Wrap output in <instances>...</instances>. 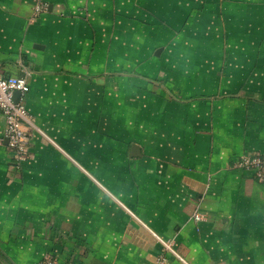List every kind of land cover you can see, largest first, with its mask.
Listing matches in <instances>:
<instances>
[{
    "label": "crops",
    "instance_id": "obj_1",
    "mask_svg": "<svg viewBox=\"0 0 264 264\" xmlns=\"http://www.w3.org/2000/svg\"><path fill=\"white\" fill-rule=\"evenodd\" d=\"M131 1L44 0L35 16L33 0H0V74L30 72V211L47 214L38 221L61 264H153L160 254L168 264H264V182L234 169L247 152L264 154V0H200L196 13L186 12L194 0H144L158 10L147 23ZM161 30L193 36L192 46L236 45L242 66L203 49L217 84L184 106L192 71L159 72L176 80L170 95L153 77L168 44ZM4 127L0 114V137ZM14 158L0 142L2 185ZM2 219L9 234L17 217Z\"/></svg>",
    "mask_w": 264,
    "mask_h": 264
},
{
    "label": "rangeland",
    "instance_id": "obj_2",
    "mask_svg": "<svg viewBox=\"0 0 264 264\" xmlns=\"http://www.w3.org/2000/svg\"><path fill=\"white\" fill-rule=\"evenodd\" d=\"M191 1V0H190ZM146 1L144 0H132L131 3H133L135 5V7H141L142 9L145 10V12L143 13L144 15L140 16V18H138V20L142 23H147L148 22V18L147 15L150 14L151 17L153 18V20L157 19L158 16L157 14L153 11L156 10L158 11L156 8H154L153 10L150 9H146L142 4L145 3ZM185 5H186V12L189 11H193L196 13V10L200 7V0H194V2L191 4L192 6H190V2L189 4L186 3L185 1ZM185 7V6H184ZM136 13H139L138 11H135ZM193 25V21H189L187 22V24L185 23V26H187L189 29L190 27ZM181 28V27H179ZM181 30H176L173 31L174 33V39L172 37L171 34L166 33L164 30H161L159 33L162 36L163 41H166L167 47H166V52L165 53V59L164 61L160 64L158 72L160 71L163 73L166 70H170V72L172 74L175 73V64L176 65H181L184 67L185 70H190L193 73L190 75H187L186 77H184V86H185V94L184 96L180 95V99H183V104L184 106L186 105L185 103H187L188 105H191L192 102L194 100H197L198 98H202L204 93V89L206 87H208L209 89L211 88V84L212 83H216L217 82L213 81L214 76H211L210 71L214 70L217 68V66H212L211 64L207 63L208 61L203 58V55H205V52H202L203 49H205L206 51H210V53L212 52V54L217 55H223L226 53V56H229L231 59L233 60V64L235 67H238L240 64L242 66L241 60H240V56L239 54L236 53V45H232L230 46L229 43H227V48L222 50H219L218 47L212 49V40L209 39H205V42H195L197 44V46H192L194 41L192 39H195L193 36L192 37H182L180 38V32ZM185 33L190 32V31H185ZM158 38L160 39L161 37L158 36ZM167 39V40H164ZM187 38V39H186ZM191 38V39H189ZM215 40V39H213ZM178 41L182 42V43H188V45H191L190 48H188L187 46L180 48L181 50L178 51H173L174 50V46L178 45ZM152 44H154V41L152 42ZM182 50H184L182 52ZM179 51H181L179 53ZM225 51V52H223ZM228 52V53H227ZM174 53V54H172ZM176 53H179V57H183V63L181 64L180 62L176 63L175 61H172V57L171 55H175ZM203 54V55H202ZM201 56V57H200ZM207 57V55H206ZM197 58H200L197 60ZM203 58V59H201ZM150 60H154L152 57H150ZM200 60V61H199ZM220 67V66H219ZM179 68V67H177ZM204 71H205V75H204ZM151 74V73H150ZM108 75V74H107ZM151 75H155V74H151ZM170 76V74H169ZM155 79L157 80H161L162 82L165 83H169L166 87V93L170 95V93L172 92L173 88H172V81L173 84L175 85V79L173 78H161L162 76H160V73L158 75L153 76ZM233 82H235V75H233L232 77ZM188 80H190L191 82L188 84ZM31 86V85H30ZM164 86V85H163ZM171 86V87H170ZM199 88V89H198ZM192 90L194 92H192ZM196 91V93H195ZM30 93V91H29ZM28 93V94H29ZM28 94L25 97V99L28 98ZM25 104H26V100H25ZM32 126V125H31ZM35 129V128H34ZM28 135H29V139L31 140V127L30 129L28 128ZM31 148V145H28V149ZM31 150V149H30ZM30 150H28L29 152L27 153V157L24 161H22L21 163H18L15 158L13 160V162H11V164H13V166L11 165V167H9V171L6 177V184L5 181H3V185L0 183V225L3 226L5 223L3 222L4 219L2 218H9V219H15L17 217V222L13 224L12 230L11 232L8 233H4L2 232V230L0 231L3 234V238L0 237V246L2 247V249H6L7 251H9V255L12 258H15L17 260V264H33L32 260H37L35 264H42L45 259H50L54 264H61L60 258L58 257L59 254L57 252L54 251V244L52 239L54 238H50L48 236V223L47 221H42L39 222L38 218L41 217L42 215L45 216V219L47 214L42 211V213L40 212V214L37 216L35 215V213L33 214L30 211V208H32L30 202H28V199H31L32 197V193H34V190L31 189L30 183L32 180V171H31V158H32V154L30 152ZM256 152V151H255ZM251 153V152H249ZM248 152L246 153V155H250ZM254 153V152H253ZM258 154H262L258 153ZM245 155V154H244ZM12 159V158H11ZM16 161V162H15ZM239 161V160H238ZM238 161L235 163L234 165V169H238L237 168V163ZM12 168V169H11ZM23 169V171L21 170ZM20 172H17L19 171ZM15 180L17 181L16 183L18 184L17 188H14L12 186V183L15 182ZM260 181V180H259ZM71 182H73V180H71ZM260 182H264L260 181ZM27 185V186H26ZM21 188V189H20ZM16 189V190H15ZM21 190L20 193V201L21 203H17V204H13L12 201H15L17 198V192H19ZM256 197H262L261 199L264 198V187L261 186L259 187V189L257 190L256 193ZM23 201H25V203H22ZM14 213H16V216L14 215ZM196 214H200L197 213ZM195 214V215H196ZM194 215V218H195ZM14 217V218H11ZM42 218V217H41ZM23 219V220H21ZM34 235V237H33ZM166 241V240H165ZM58 242V241H57ZM167 242V241H166ZM169 243V242H167ZM163 244V243H162ZM164 249V247H163ZM32 250H36L35 253H32ZM86 250H89L88 248H86ZM5 251V250H4ZM164 254H160L155 262H153V264L157 263L158 258ZM168 262V260H167ZM3 264V263H2Z\"/></svg>",
    "mask_w": 264,
    "mask_h": 264
},
{
    "label": "built area",
    "instance_id": "obj_3",
    "mask_svg": "<svg viewBox=\"0 0 264 264\" xmlns=\"http://www.w3.org/2000/svg\"><path fill=\"white\" fill-rule=\"evenodd\" d=\"M33 14L39 15L45 10L44 0H33ZM30 72L26 71L21 76H3L0 74V114L5 120V127L0 142L7 139L8 148L15 159L24 161L28 153L29 135L26 124L30 123L29 111L25 104V97L30 91ZM20 93L18 102H15V92ZM238 168L254 171L256 178L264 180V154H252L243 156L236 165ZM195 219H201L199 214ZM165 250L172 251L173 254L181 258L171 245L159 238ZM182 259V258H181ZM42 264H54L50 259H45ZM156 264H168L165 255H161Z\"/></svg>",
    "mask_w": 264,
    "mask_h": 264
},
{
    "label": "trees",
    "instance_id": "obj_4",
    "mask_svg": "<svg viewBox=\"0 0 264 264\" xmlns=\"http://www.w3.org/2000/svg\"><path fill=\"white\" fill-rule=\"evenodd\" d=\"M252 155V154H250ZM14 160V159H13ZM18 163H21L19 160L15 159ZM240 160V159H239ZM15 161V162H16ZM240 169V168H239ZM241 170V169H240ZM243 170V169H242ZM258 180V179H257ZM0 261L4 264H16L11 258L10 256L5 252L3 251L2 248H0Z\"/></svg>",
    "mask_w": 264,
    "mask_h": 264
},
{
    "label": "water",
    "instance_id": "obj_5",
    "mask_svg": "<svg viewBox=\"0 0 264 264\" xmlns=\"http://www.w3.org/2000/svg\"><path fill=\"white\" fill-rule=\"evenodd\" d=\"M158 52H159V50L157 51V53H158ZM19 97H20V93H19L18 91L15 92V95H14L15 102H18ZM6 141H8V140L6 139ZM134 148H135V146H134Z\"/></svg>",
    "mask_w": 264,
    "mask_h": 264
}]
</instances>
